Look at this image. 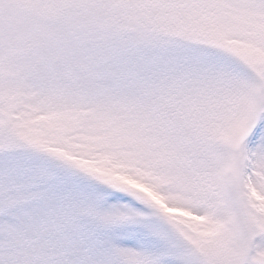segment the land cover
<instances>
[{
	"label": "snow or ice",
	"instance_id": "snow-or-ice-1",
	"mask_svg": "<svg viewBox=\"0 0 264 264\" xmlns=\"http://www.w3.org/2000/svg\"><path fill=\"white\" fill-rule=\"evenodd\" d=\"M0 264H264V0H0Z\"/></svg>",
	"mask_w": 264,
	"mask_h": 264
}]
</instances>
